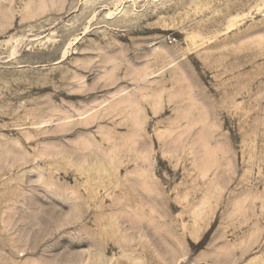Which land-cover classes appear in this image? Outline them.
Masks as SVG:
<instances>
[{
	"label": "rangeland",
	"instance_id": "1",
	"mask_svg": "<svg viewBox=\"0 0 264 264\" xmlns=\"http://www.w3.org/2000/svg\"><path fill=\"white\" fill-rule=\"evenodd\" d=\"M0 264H264V0H0Z\"/></svg>",
	"mask_w": 264,
	"mask_h": 264
}]
</instances>
